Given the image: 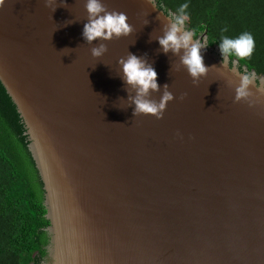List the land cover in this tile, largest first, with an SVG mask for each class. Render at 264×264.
Here are the masks:
<instances>
[{"label": "water", "instance_id": "obj_1", "mask_svg": "<svg viewBox=\"0 0 264 264\" xmlns=\"http://www.w3.org/2000/svg\"><path fill=\"white\" fill-rule=\"evenodd\" d=\"M85 2L0 7V81L25 121L50 222L42 264H264V75L251 71L248 100L234 102L230 58L208 44L194 84L183 52L158 43L169 15L156 0H102L133 31L89 44ZM129 54L155 69L152 99L172 92L162 119L132 115L119 64Z\"/></svg>", "mask_w": 264, "mask_h": 264}, {"label": "trees", "instance_id": "obj_2", "mask_svg": "<svg viewBox=\"0 0 264 264\" xmlns=\"http://www.w3.org/2000/svg\"><path fill=\"white\" fill-rule=\"evenodd\" d=\"M156 1L167 15L187 3L186 25L196 38L207 32L210 47H218L222 36L251 33L254 51L238 61L239 69L264 75V0ZM29 144L25 121L0 81V264H42L47 256L50 222Z\"/></svg>", "mask_w": 264, "mask_h": 264}, {"label": "clouds", "instance_id": "obj_3", "mask_svg": "<svg viewBox=\"0 0 264 264\" xmlns=\"http://www.w3.org/2000/svg\"><path fill=\"white\" fill-rule=\"evenodd\" d=\"M4 2L5 0H0V7ZM46 6L51 7L54 12L57 7L56 0H46ZM187 9L188 4L183 3L176 13H169L167 31L158 38V43L165 54L172 52L174 55H179L183 52L180 63L196 84L208 71L201 55V50L206 48L208 43L206 40L194 38V32L185 28L189 20ZM84 10L87 13V23L83 26L82 38L89 44L98 40L109 42L114 38L127 37L133 31L128 23L127 15L115 10L109 11L102 0H86ZM254 47V38L249 32H243L235 38L222 36L218 44L223 65H227L229 57L234 58L232 72L238 80L234 97L236 103L248 100L250 86L255 80L254 74L237 72L236 63L250 58ZM106 51V44L101 43L91 48V56L95 59L100 58ZM119 64L123 82L135 92L134 96L129 97L130 104L134 106L132 115L162 119L167 105L174 100V96L168 90V86L164 85L159 100L151 98L152 93L160 92L155 69L146 60L132 54H129L126 59H121Z\"/></svg>", "mask_w": 264, "mask_h": 264}, {"label": "rangeland", "instance_id": "obj_4", "mask_svg": "<svg viewBox=\"0 0 264 264\" xmlns=\"http://www.w3.org/2000/svg\"><path fill=\"white\" fill-rule=\"evenodd\" d=\"M200 36H202V35H200ZM244 69H246V68L244 67Z\"/></svg>", "mask_w": 264, "mask_h": 264}]
</instances>
